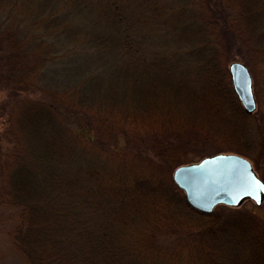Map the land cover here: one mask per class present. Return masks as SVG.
I'll return each mask as SVG.
<instances>
[{"label": "trees", "instance_id": "trees-1", "mask_svg": "<svg viewBox=\"0 0 264 264\" xmlns=\"http://www.w3.org/2000/svg\"><path fill=\"white\" fill-rule=\"evenodd\" d=\"M231 37L264 66V0H0V212L22 264H264L263 219L201 213L170 177L233 151L264 180Z\"/></svg>", "mask_w": 264, "mask_h": 264}, {"label": "water", "instance_id": "water-1", "mask_svg": "<svg viewBox=\"0 0 264 264\" xmlns=\"http://www.w3.org/2000/svg\"><path fill=\"white\" fill-rule=\"evenodd\" d=\"M227 70L233 91L244 110L250 113L255 109L256 101L247 65L242 61L232 60L228 63ZM249 89L251 97L248 95ZM171 177L183 191L186 202L203 213H210L217 204L237 206L243 200L250 199L259 205L264 199V192L259 191L264 181L258 176L252 162L234 152H217L179 164L173 168Z\"/></svg>", "mask_w": 264, "mask_h": 264}, {"label": "rangeland", "instance_id": "rangeland-1", "mask_svg": "<svg viewBox=\"0 0 264 264\" xmlns=\"http://www.w3.org/2000/svg\"><path fill=\"white\" fill-rule=\"evenodd\" d=\"M231 38H232L230 40L231 41V48L234 47L232 49L233 52H234V56H232V58L229 59V61L226 64V67H227L228 63L230 61H232V60H239V61L244 62L240 57H238V55L243 52L242 48L239 47V45L237 46V42L233 39V37H231ZM246 65H247V67H248V69H249V71L251 73V78H252L251 80H252V87H253L252 89H253L254 98H255V101H256L255 109L252 110L250 113H247L244 110V108H243L240 100L236 96V94H235V96L238 99V101L240 102V105H241L244 113L247 114V115H252V114H254L256 112L255 113L256 114V117H257V115L259 116V117L256 118L257 121H259L260 123H262V125H264V66H262V65H255V64H253L251 62L247 63ZM229 79H230L231 89L233 91L232 82H231L230 76H229ZM2 97H3V93L0 92V98H2ZM183 107H185V103H184L183 106H182L181 103L178 104V108H183ZM179 110L181 111V109H179ZM252 122H255V121L253 119H251L250 123H252ZM123 123H125V122H123ZM205 129L209 130L208 128H205ZM262 129L264 130V127ZM217 137L219 139H222L223 138V135L222 134H219ZM215 138H216V135L214 136L213 139H215ZM254 145L256 146V143ZM224 152H233V151H224ZM234 153H237V152H234ZM238 154H240V153H238ZM261 164H262V167H264V160H261ZM170 177H171V174H170ZM171 179H172V177H171ZM172 182L174 183L173 180H172ZM222 205H226V204H217V205H215L213 207V209L218 206L222 210L227 211V207H224ZM226 206H228V207H240L239 209H241L242 211H250L253 215L255 214V215H257L258 217H260L261 219L264 220V199L261 202V204H259V205H256L250 199H245V200H243L237 206H230V205H226ZM229 209L230 208H228V210ZM201 213H203V212H201ZM7 214H8L7 213V210H5V212H3V211L0 212V264H22L20 262V260H18L14 256V253L11 251V248L9 247V242H8L7 237L5 235V227H7V225H8V222H7L8 221Z\"/></svg>", "mask_w": 264, "mask_h": 264}, {"label": "snow or ice", "instance_id": "snow-or-ice-1", "mask_svg": "<svg viewBox=\"0 0 264 264\" xmlns=\"http://www.w3.org/2000/svg\"><path fill=\"white\" fill-rule=\"evenodd\" d=\"M248 95H249V97H251L250 89L248 91ZM253 179H255V178L253 177ZM259 191L264 192V185H261V188L259 189ZM246 195H251V193H246ZM256 198H257V202L259 203L260 202L259 196H257ZM235 202L238 203L239 201H235Z\"/></svg>", "mask_w": 264, "mask_h": 264}]
</instances>
